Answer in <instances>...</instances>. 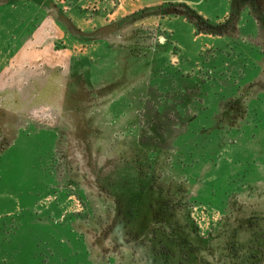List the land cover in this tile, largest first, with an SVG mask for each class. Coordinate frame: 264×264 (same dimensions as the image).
<instances>
[{
	"label": "rangeland",
	"instance_id": "1",
	"mask_svg": "<svg viewBox=\"0 0 264 264\" xmlns=\"http://www.w3.org/2000/svg\"><path fill=\"white\" fill-rule=\"evenodd\" d=\"M161 2L124 18L127 103L112 89L89 120V73L71 76L58 164L16 123L0 264H264V0Z\"/></svg>",
	"mask_w": 264,
	"mask_h": 264
},
{
	"label": "crops",
	"instance_id": "2",
	"mask_svg": "<svg viewBox=\"0 0 264 264\" xmlns=\"http://www.w3.org/2000/svg\"><path fill=\"white\" fill-rule=\"evenodd\" d=\"M161 1L122 0L117 5L113 2L64 5L54 0L0 2V114L8 127L0 164L8 168L7 174L11 173L9 168L14 164L16 152L24 148L12 140L20 119L31 122L33 132L28 134H35L30 137L46 138L42 145L47 152L39 164H58L50 151L56 142L54 132L63 131V112L74 72L86 71L90 76L89 96L93 100L89 120H96V105H107L108 99L113 98L112 89L119 92V103L128 102L124 96L127 82L122 58L137 44L134 35L138 24L132 23L128 29L123 21ZM53 105L58 106L57 114L53 113ZM7 184L12 185L10 180Z\"/></svg>",
	"mask_w": 264,
	"mask_h": 264
},
{
	"label": "built area",
	"instance_id": "3",
	"mask_svg": "<svg viewBox=\"0 0 264 264\" xmlns=\"http://www.w3.org/2000/svg\"><path fill=\"white\" fill-rule=\"evenodd\" d=\"M56 1L66 5V2H65L66 0H56Z\"/></svg>",
	"mask_w": 264,
	"mask_h": 264
},
{
	"label": "trees",
	"instance_id": "4",
	"mask_svg": "<svg viewBox=\"0 0 264 264\" xmlns=\"http://www.w3.org/2000/svg\"><path fill=\"white\" fill-rule=\"evenodd\" d=\"M242 263V262H241Z\"/></svg>",
	"mask_w": 264,
	"mask_h": 264
}]
</instances>
